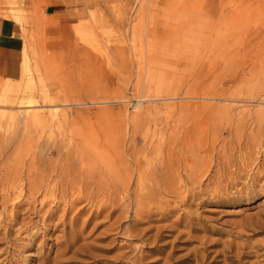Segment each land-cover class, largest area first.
Instances as JSON below:
<instances>
[{
  "label": "rangeland",
  "instance_id": "1",
  "mask_svg": "<svg viewBox=\"0 0 264 264\" xmlns=\"http://www.w3.org/2000/svg\"><path fill=\"white\" fill-rule=\"evenodd\" d=\"M71 1L0 0L24 40L0 53V168L43 171L0 205V264H264V0ZM83 155L116 172L48 216Z\"/></svg>",
  "mask_w": 264,
  "mask_h": 264
},
{
  "label": "bare ground",
  "instance_id": "2",
  "mask_svg": "<svg viewBox=\"0 0 264 264\" xmlns=\"http://www.w3.org/2000/svg\"><path fill=\"white\" fill-rule=\"evenodd\" d=\"M262 145V144H261ZM260 147V146H259ZM207 152V151H206ZM197 154V153H196ZM18 156V155H17ZM75 157H77V156H75ZM78 159V161H79V167L81 168V170L80 171H78V173L76 174V176H72L71 175V177L72 178H70L69 179V184H67V183H65L64 181H66L65 179L69 176V175H67V173H69L70 171H71V173H73V171L75 170L74 169V164H73V159H65V160H63L62 159V161L60 162V165H59V167H58V170L60 169V171H61V173H62V175H67V177L66 176H61L60 177V179H64V181H62L61 180V182H63V183H59V185L58 186H60V187H57L58 189H53L55 192H56V190H57V192H59L58 194H59V196H58V198H55L54 200H53V202H56V203H54L53 205H52V207H51V209L49 210L50 212L49 213H47V215L48 216H51L53 213H55V211H56V209H57V205L58 204H60V202H62L63 200H64V197L66 196V192H67V190H66V188L67 187H70V189L72 188L73 189V185H75L77 182H80V180L83 178V180H84V177H92L93 176V172H94V170H95V164H97L96 166L97 167H100V166H103V167H108L109 169H108V171L110 172L111 171V173H112V166H113V168H114V170H115V172H116V169H115V167H114V160L112 159L111 160V158H109L108 156L107 157H102V156H99V157H90V156H87V155H83V156H81V157H78L77 158ZM27 160V159H26ZM28 160L30 161L28 164L29 165H31V163H35V162H33V158H28ZM35 161V160H34ZM112 161V162H111ZM196 163V162H195ZM57 164V163H56ZM78 164V163H77ZM100 165V166H99ZM203 165V164H202ZM221 165V164H220ZM44 166V165H43ZM49 166V165H48ZM57 166V165H56ZM94 166V167H93ZM222 166V165H221ZM32 167V166H31ZM194 167V166H193ZM193 167H191V168H193ZM22 168V167H21ZM21 170V169H20ZM20 170L17 168H10V166H8V167H6V168H0V205L2 206V207H5V203H6V200H8L9 201V199L14 195V192H17V196L14 198V199H10V200H14L13 202H14V205H13V207H12V211L14 212V210L15 209H17V208H19V207H21V206H23V205H28V206H31V204L33 205V203H35V196L41 191V187L39 186V184L38 183H40V182H42L43 181V178L41 177V175H42V173H43V171L41 172V173H36V172H33L32 171V169L30 168V169H28L26 172H20ZM47 169H45V171H46ZM48 170H49V168H48ZM73 170V171H72ZM107 170V169H106ZM59 171V172H60ZM50 172V171H49ZM109 172H106L105 171V173H109ZM47 173V172H46ZM51 173V172H50ZM100 173H101V171H100ZM104 173V174H105ZM22 174H24L23 176L24 177H22ZM58 174V173H57ZM95 174V173H94ZM192 174V173H191ZM96 175H97V173H96ZM95 175V176H96ZM106 175V174H105ZM104 175V176H105ZM115 175V174H114ZM114 175H112L111 177H110V179L113 181H111L112 183L111 184H113L114 183V180H115V176ZM117 175V174H116ZM107 176V175H106ZM106 176H105V180L106 179H108V177L106 178ZM198 176V175H197ZM99 177V176H98ZM96 178V179H98L99 180V178ZM189 177V176H188ZM22 178H24V186H23V184H20V183H23V179ZM48 179V178H47ZM89 179V178H88ZM192 179V178H191ZM90 180V179H89ZM89 180H87V182H90V184H92V181H89ZM95 180V179H94ZM104 179H101L100 181H103ZM104 180V181H105ZM167 179L164 177L163 179H162V181L163 182H165ZM107 181H109V180H107ZM194 181H195V178H194ZM106 182V181H105ZM44 183H45V180H44ZM81 183V182H80ZM93 183H94V181H93ZM166 183H167V181H166ZM166 183H164V184H166ZM95 184H96V182H95ZM161 184H162V182H161ZM193 184V183H192ZM191 184V185H192ZM42 185V184H41ZM44 185V184H43ZM49 185V184H48ZM48 185H46L45 186V188H44V192H51L52 193V197H53V194H54V191L52 192V191H49L48 190ZM98 185V184H97ZM76 186V185H75ZM126 186V185H125ZM124 186V188H126ZM27 188L26 190H27V196H26V198L28 199L26 202H23L22 201V198L23 197H21V196H24L23 195V188ZM43 187V186H42ZM164 187L165 188H168V187H166L165 185H164ZM194 187H196V186H194ZM50 188V187H49ZM59 188H60V191H58L59 190ZM87 188H88V186H87ZM68 189V188H67ZM195 189V188H194ZM193 189V190H194ZM64 190H66V192H64ZM74 190V189H73ZM86 190V189H85ZM82 191V190H81ZM124 191H125V189H124ZM186 191V190H185ZM42 192V191H41ZM122 192H123V190H122ZM163 192V191H162ZM182 192V191H181ZM200 192V191H199ZM164 193V192H163ZM177 193V192H176ZM191 193V194H190ZM189 193V195L191 196V199H192V197H195L197 194L195 193V191H194V193L191 191ZM56 194V193H55ZM87 194H92V193H89V192H87ZM175 194V193H174ZM12 195V196H11ZM15 195H16V193H15ZM49 195H51L50 193H49ZM124 195V194H123ZM177 195V197H179L180 198V196H179V193L178 194H176ZM175 196V195H174ZM21 198V199H20ZM76 198V197H75ZM85 198H87V197H85ZM125 198V197H124ZM142 198V197H141ZM140 198V199H141ZM20 199V200H19ZM51 199V198H50ZM79 199V198H78ZM113 199V198H112ZM184 199H186V198H184ZM24 200V199H23ZM73 200V199H72ZM16 201V202H15ZM37 201V200H36ZM74 201V200H73ZM113 202H115V200L113 199L112 200ZM180 201H182V200H180ZM183 201H187V200H183ZM12 202V203H13ZM38 202V201H37ZM47 202H50V200L49 201H47ZM53 202H50V204L51 203H53ZM67 202V201H66ZM75 202V201H74ZM110 202V201H109ZM148 202V201H147ZM39 203V202H38ZM73 203V202H72ZM47 203H44V202H41L40 201V204H39V206H40V211L44 208V206L46 205ZM48 205V204H47ZM27 206V207H28ZM111 206V205H110ZM35 207V206H34ZM31 208V207H30ZM36 208H38L39 209V207H36ZM37 209V210H38ZM53 209H55L54 211H53ZM139 209V208H138ZM143 210H141L140 209V211H138V212H144L145 213V216H148L149 214H150V212H149V210H146L145 208H142ZM148 209V208H147ZM33 210H34V212L33 213H35V209L33 208ZM45 210V209H44ZM26 211V210H25ZM12 212V215H11V218H9V220H10V223H12V224H14L15 223V220H14V213ZM112 212H113V210H112ZM11 213V212H10ZM121 216V215H120ZM119 218V221H120V217H118ZM118 221V220H117ZM11 225V224H10ZM9 225V226H10ZM118 226H119V224H118ZM10 229V228H9ZM156 236H157V234H156ZM155 236V237H156ZM159 236V235H158ZM159 239V238H158ZM200 256V254H198V257ZM200 258V257H199ZM198 260V259H197ZM196 260V261H197ZM200 260V259H199ZM197 264V263H196Z\"/></svg>",
  "mask_w": 264,
  "mask_h": 264
},
{
  "label": "crops",
  "instance_id": "3",
  "mask_svg": "<svg viewBox=\"0 0 264 264\" xmlns=\"http://www.w3.org/2000/svg\"><path fill=\"white\" fill-rule=\"evenodd\" d=\"M42 10L46 16L52 18L71 12L73 2L71 0H43ZM11 18L0 17V53L16 54L21 51L24 40L20 28L15 20L19 21L17 15Z\"/></svg>",
  "mask_w": 264,
  "mask_h": 264
}]
</instances>
